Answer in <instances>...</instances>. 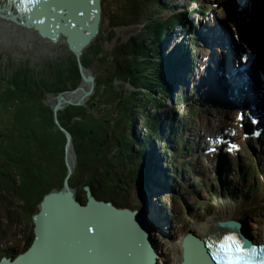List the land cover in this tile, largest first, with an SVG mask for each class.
Wrapping results in <instances>:
<instances>
[{
  "label": "rangeland",
  "instance_id": "374dc122",
  "mask_svg": "<svg viewBox=\"0 0 264 264\" xmlns=\"http://www.w3.org/2000/svg\"><path fill=\"white\" fill-rule=\"evenodd\" d=\"M202 1L208 3L201 0H162L167 5L163 7L161 2L156 3L154 0H102L100 32L83 50L81 57L83 65L95 74L97 86L86 105L68 104L61 109V122L73 135L76 149V166L69 182L76 189L78 199H86L85 187L88 185L95 195L109 197L117 205H133L142 208L145 213L148 206L147 214L151 216L160 204V213L163 212L166 218L162 215L161 220L154 214L158 221L155 227L148 215L147 218L153 229L151 235L159 253L158 261L165 264H179L183 253L181 239L188 231H196L194 228L198 220L207 222L212 218L209 224H213L223 221L229 214L242 221L243 214H246L249 232L254 237L252 231L258 229L255 227L257 218L264 219V155L259 157L258 151L254 152V148L251 151L248 143L242 142L241 149L228 154L233 166L218 170L214 166L217 158H208L204 153V146L210 143L206 136L213 135L211 131H205L202 124L207 122L211 126L223 128L234 116L215 114L214 110L209 109L208 100L190 101V94L182 88L186 79L182 81L184 75L178 73V84L174 87L172 97L169 99L159 94L166 106L153 112L159 115L160 133L148 138V149L154 151L152 156H162L161 161H153V173L155 175L157 170H163V183L160 185L165 190L153 196L156 191L154 188H157L154 187L157 182L153 173L155 183L152 193L149 191L150 180L148 183L147 179L145 182L138 180L137 183L132 178L131 173L140 168L143 160L131 157L127 146L128 132L134 134L136 139L141 134L144 138L150 135L143 123H132L138 111L134 109L131 119L129 111L135 99L131 96L136 86H139L135 73L147 67L143 62L145 59H138V55L137 58L133 57L138 48L139 33L148 23V17L180 16L183 10L198 2L205 6L204 9L212 11L211 16L194 12L185 20L186 23L190 21L194 28H198L207 24L208 20L212 22L216 15L214 12L221 8L211 6L210 0ZM217 1L223 4L225 0ZM237 8L241 9L245 18L247 13L256 16L255 8L245 11L239 6L235 10ZM178 27L168 32L166 39L169 47H166V53L174 48L176 41L190 43L187 34L177 40L174 38L188 25ZM17 37L0 36V259L3 254L9 255L11 250L16 254L32 243L35 237L34 213L39 211L46 193L61 189L64 185L68 174L65 162L67 140L55 119L51 100L59 92L74 89L82 83L78 60L65 39L57 45L51 40L46 43L28 40L25 45V40L21 41ZM192 47L198 56L196 62L201 63L202 57L194 38ZM203 47L201 42L200 50ZM175 57L178 60L177 55ZM151 64L155 65L153 61ZM146 74L144 72V77ZM120 75L127 79L118 78ZM139 90V96H144L146 101L144 89ZM189 102L193 106H189ZM173 109L178 112V124H183L177 129L181 137L180 145L174 139L175 133L171 139L168 138L170 123L166 115ZM137 117L138 121L144 118L140 115ZM74 123L75 127L72 126ZM88 129H91V133H88ZM201 130L204 132L202 140L199 138ZM165 143L170 146L168 162L162 155ZM222 148L224 152V145ZM260 151L264 153L263 148ZM172 159L176 163H172ZM94 169L96 174L92 172ZM217 173L222 174V180L215 178ZM240 174H243L245 181L241 180ZM179 175H183L182 180ZM167 177L174 179L169 181ZM109 185L113 192L104 194L106 189H110ZM224 206H228L225 211H219ZM215 214H218V219Z\"/></svg>",
  "mask_w": 264,
  "mask_h": 264
},
{
  "label": "water",
  "instance_id": "95a60500",
  "mask_svg": "<svg viewBox=\"0 0 264 264\" xmlns=\"http://www.w3.org/2000/svg\"><path fill=\"white\" fill-rule=\"evenodd\" d=\"M7 2L0 1V18L35 29L53 43L65 37L68 48L78 60L82 82L86 86L61 91L51 103L55 119L66 134L68 174L63 187L46 193L39 211L34 213L35 237L29 248L14 258L4 255L0 264H165L158 261L159 253L153 244L152 229L145 212L98 198L88 185L85 187L87 198L83 202L69 182L73 169L67 155L73 135L61 125L57 113L68 104L86 105L95 91L96 76L85 74L81 57L83 50L100 32L102 0ZM78 91L81 93L77 97H67L68 93ZM246 223L244 225L238 219L221 222L234 228L250 246L255 239ZM222 237H202L197 231H188L183 237V260L179 264H190L191 252L196 245L203 246L206 239L213 246L211 264H217L213 255L224 244Z\"/></svg>",
  "mask_w": 264,
  "mask_h": 264
},
{
  "label": "bare ground",
  "instance_id": "6f19581e",
  "mask_svg": "<svg viewBox=\"0 0 264 264\" xmlns=\"http://www.w3.org/2000/svg\"><path fill=\"white\" fill-rule=\"evenodd\" d=\"M0 1L1 2H7V0H0ZM240 1H244L245 3L248 2L247 0H233V3H236V4H234V8H232V13L233 12L234 13L236 12L235 11V7H238V6L240 8H243L244 9L242 11H245V10H249V9L254 8L253 5H250V4L241 5L240 4ZM210 2H211V4H214V5L215 4H221L217 0H210ZM227 4H231V0ZM248 6H251V7L248 8ZM230 7H231V5L229 6V8ZM219 8H221V10H218V12H216V15H214L215 16V19H213V23L216 22V23L219 24L220 27L223 28L219 32L229 33V31H230V35L232 37H231V39H228V38L223 39L221 37H218L215 33H210V35L207 34L205 36L206 39L201 40L199 42V45L202 42L203 45L205 46V47H203L201 49L202 57H203V62L201 64H204V63L210 64V65L214 66V70H225V69L227 70L228 68H230L231 65L234 66L238 61H240V60H236V59L241 54V52L243 50L249 49V47H247V45L245 43L244 36H246L248 34V31L246 29V24H253V22L252 21H246V20H243V19H239V18H237V16L235 17L230 12V10H228V12L224 13L223 12L224 9H223L222 6H219L218 9ZM236 10H238V8ZM239 11H241V10H239ZM226 19H229V21H227ZM233 19L235 21V24L233 23ZM237 23H239L240 25L237 26L236 25ZM176 27H178V25ZM201 27L204 28V29H206V28H208V24L202 25ZM1 34L5 35L6 37H9V36L10 37H13L14 35H16V36H18L17 38L19 40H21V41H24L25 40V45H26V42L28 40H32V41L39 40V41H42V42H45V43L48 42V40H50L48 38L42 37L41 34L38 31H36L35 29H29V28H26V27L21 26L19 24H16L15 22H11V21H8V20L2 19V18H0V36H1ZM31 34H33V35H31ZM249 34L251 35L252 34V31H249ZM177 36L178 35H175L174 38H177ZM64 39H65V37L61 38L57 43H53V42L52 43L54 45H57L61 41H63ZM256 40H257V42H256V48H259L260 47V43L262 41L264 43V39H261V38L257 39L256 38ZM174 49H175V47L172 48V50L170 52H168L167 54H171L172 56H174V58H176L175 56L177 54L174 51ZM205 50H206V52H205ZM203 53H204V56H203ZM176 62H178V60H176ZM200 69L202 71L212 72V71H209V70H203V68L201 66H200ZM84 72H85V74H94L92 70L88 69L85 66H84ZM178 74L179 75H182L181 72H180V70H178ZM190 76H191V80L187 77V79L185 81V86H182V88L183 89L185 88L186 91H187V93L190 94V96H189L190 101H193V100H203L201 102H207V100H209L210 98H212L211 95L209 94L210 93V88H209V86H207L208 84L206 82H203L200 85V83L193 81L195 79L196 80H199L198 74H192ZM239 83L240 82H238V84ZM241 85L246 86V88H248V89L250 88V86L247 85V84H242L241 83ZM81 86H86V83L85 82H82L81 83ZM96 86H97V84H96V79H95V88H96ZM201 86H205L203 90H202ZM80 93H81L80 91H78L76 93H68L67 97L69 99H72L74 97H77ZM237 97H239V96L237 95ZM53 102H54V97L51 100V103H53ZM192 104L193 103L189 102V106H193ZM211 110H214L215 111V109H211ZM230 112L231 111H229L228 113H230ZM234 121H235V118L230 119L228 121V125L225 126V127H223V128H217L216 126H211L210 123H207V122L204 123V124H202V126L204 127V130L205 131H211V133H212L213 136H218L222 132H224V133H228L229 132L230 133V130L228 129V126L229 125H232ZM200 129H201V127H200ZM199 134H200L199 135V138L200 139L201 138L203 139V137H204L203 130H201V132H199ZM254 139L255 140H258L260 145L262 143L261 148L264 149V136L262 135V136H259V137L254 138ZM254 139H252V140H254ZM215 143H216V141H215ZM217 154H218V151H214V158H217V160L214 163V166L217 167L218 170L219 169L228 168L229 166L230 167L233 166L232 162L229 160V156H228L227 151H225V152H222L221 151V153H219V156H217ZM67 158H68V162H69L70 166L74 170L75 169V166H76V152H75L74 143L71 145V148L68 151ZM161 159H162L161 154L159 155L158 158L157 157H153V161L154 160L155 161L156 160H158V161L160 160L161 161ZM161 172L163 173V170H161V171H158L157 170V173L154 175V173H153V167H152V170L150 171V175H149V180H150V183L149 184H151L150 185L151 187L149 186L150 193H152V191H153V187H152L153 182H154L153 181V175H154V178L156 179V182H157V183L154 182L155 183V186L154 187H157V188H154V190H156V191L153 192V194H155L153 196H156V195L160 194L161 191H164L165 190L164 186L160 185V183L162 182V177H163V175L161 177ZM152 173H153V175H152ZM179 176H180V180H182L183 175H179ZM215 177H218V178H221V179L223 178L221 173L220 174L219 173L215 174ZM149 180L148 181L146 180L147 183L149 182ZM137 183H139V182L137 181ZM141 189H142V187H141ZM117 206H119V207H128L126 205H123V206L122 205H117ZM227 207L228 206L221 207V209L219 211H223ZM130 208H132L134 210L138 209L141 212H144L142 210V208H137V207H134L133 205H130ZM147 210H148V206H146V213H145L146 215H148L147 214ZM160 210H162V209L160 207V204H158V208L155 210V213L154 214L157 215L158 219L161 218V220H162L163 219L162 217L164 216V218H166V216L163 214V212L161 214L160 213ZM154 214H152V216H151V214L149 213L148 217H149L151 223L153 222V225L155 227V223H156V226H157L158 221H157V219H156V217H155ZM227 215H228V217H226L223 221L229 220V219H239V218H236L235 216H232V215L230 216L229 214H227ZM214 216H216L217 219H218V214H215ZM211 219H208L207 222H205L203 220H198L195 223V225H197V226L194 229L197 232H199V234L202 237H209V236H214L215 237V236L223 235L225 233H230V232L236 231L229 224H227V225L220 224L223 221L218 222V223L209 224V223H211ZM239 220L241 221V219H239ZM241 222L245 225V223L243 221H241ZM255 227H257L258 229H253V231H252V233H253V235L255 237L254 239L256 241H258V239H260L261 241H264V219L257 218L256 223H255ZM155 229L158 232H160L159 229H158V227H156ZM249 229H250V227H248V231H249ZM152 231H153V229H152ZM256 232H259V233L256 234ZM181 240L182 241L180 243L182 245L183 238ZM153 244L156 247V245H155V239L154 238H153ZM212 247H213L212 246V242L209 241L208 239H206L205 244L203 246L196 245L195 248L193 249V251L191 252V261H190V264H211ZM8 257H10V256H8ZM182 260H183V257H181L179 259V263H181Z\"/></svg>",
  "mask_w": 264,
  "mask_h": 264
},
{
  "label": "trees",
  "instance_id": "16d2710c",
  "mask_svg": "<svg viewBox=\"0 0 264 264\" xmlns=\"http://www.w3.org/2000/svg\"><path fill=\"white\" fill-rule=\"evenodd\" d=\"M154 1L156 3H160L162 0H154ZM163 3L164 2H161L160 4L163 7H166L167 5H164ZM199 11L202 13H205V14H207V12H208L207 10H205L202 7L199 9ZM189 16H191V15L188 14L186 12V10L181 12L180 16L170 15L166 18H163V15L150 16V17H148L149 18L148 23L144 26L142 31L139 33L140 38H139V43L137 44L138 48L135 50V52H134L135 55L133 57H136L138 55V56H140V57H138V59L139 58L145 59L143 62L146 63L147 67L143 70H138L137 74L135 73L136 78L138 79L139 86H136L137 89L131 96V97H134L135 99H134V102L132 103L130 110H129L130 114H131L130 119L134 115L133 114L134 109L136 111H138L137 114L140 116H143L144 118L138 121V117H137L138 115L136 114V116L132 118V123H133V121H135L136 125H137V122L143 123L142 124L143 127L148 128L150 131V135H152V136H150L148 134V135H145L146 137L144 138L141 134L140 137L138 139H136V136H134V134H132L131 132H128L129 136L127 137L128 138L127 139V146H128V151L131 152V157L133 156L135 159H142L143 160L141 166H139L140 168L135 170V172L133 170V172L131 173L134 181L141 180L142 182L143 181L145 182L146 179H147V181L149 180L150 171L152 170V167H153V157L154 156H152V152H154V151L148 149L149 148V142H148L149 139L148 138L155 137L156 135H158L160 133V129H161V121L158 118L159 115L157 113L153 114V112H157V110L160 109L161 106H166V104H164L165 100L159 94L162 93L168 97V94L171 92V95H170V98H171L172 93L174 91V88L172 89L171 85L173 84V81L175 84L178 82L177 73H178V70H180V69L177 67L178 62H176L174 56H172L170 54L167 55V53H166V43H167L166 38H167L168 32L170 30L174 29L177 25L179 27L183 26L184 23L186 22L185 20L188 19ZM143 50H144V52H143ZM183 50H185V49L183 48ZM163 51H164V53H163ZM174 51L176 52L177 58L179 60L181 57V52H182L181 49L178 48L177 51L174 49ZM162 55H163V58L161 57ZM152 61L154 62L155 65L151 64ZM82 63H83V61H82ZM130 70H132V69L130 68ZM149 71H150V73H149ZM144 72L147 73L146 74L147 76H145V77H144ZM118 78H121L124 80L127 79V77L124 78V75H120ZM143 79L145 80V83L143 82ZM141 88L144 89L143 93L147 96L146 101L144 100V96H139V93H140L139 89H141ZM137 103H139V104L136 105ZM150 104H151V106H150ZM141 105H143V107L140 110ZM53 114H54V111H53ZM176 116L178 117V112H177V110H174V109L171 111V113H169V115L168 114L166 115V118L167 119L169 118L168 120L170 123L169 127H168L169 135L171 134V125H173V123H174V129L175 130L179 128V125L175 122V120L177 119ZM57 117L60 120V123L64 126V124L61 122L63 119L61 110L58 111ZM152 117L154 119H151ZM75 125H76V123H74L72 126L75 127ZM88 133H91V129H88ZM7 137L11 138L10 136H7ZM131 139H133L134 141ZM145 139H147V141H145ZM179 139H180V137H178V140ZM159 142H160V140H159ZM151 149H153V148H151ZM168 149H170V146L168 145V143H165V149L162 152V155L165 159H167V162L169 160L167 157V154L169 153ZM75 151H76V149H75ZM121 155H122V153L120 152L119 160H121ZM171 162L176 163L173 159ZM248 163L251 164L250 162H248ZM95 165H97V164H95ZM177 168H178V164H176V169ZM96 169H97V167H96ZM96 169H94L92 171L95 174H96ZM176 169L174 170V172L177 171ZM168 172H170V170ZM167 178L169 181L172 180V178H170V177H167ZM240 178L242 181H245L243 174H240ZM70 184L72 185V183H70ZM109 188H110L109 190L106 189L105 192H103V193L109 194L112 191V186L109 185ZM96 196L98 198H104L106 200H112L111 198L106 197V196H102V195H96ZM86 198H87V196H86ZM85 200H82V201L84 202ZM115 204H116V202H115ZM119 205H121V204H119ZM259 211H260V209H259ZM245 215L246 214H243L242 217L245 220H242V221H244L246 223L247 222V216H245ZM246 224H248V223H246ZM22 250H24V249H22ZM13 254L16 256L18 253L15 254L11 250V252H9V255L3 254L2 256L6 255V256L13 257L14 256Z\"/></svg>",
  "mask_w": 264,
  "mask_h": 264
},
{
  "label": "snow or ice",
  "instance_id": "6c2138e0",
  "mask_svg": "<svg viewBox=\"0 0 264 264\" xmlns=\"http://www.w3.org/2000/svg\"><path fill=\"white\" fill-rule=\"evenodd\" d=\"M234 243L233 241L229 244L220 245L217 254L213 255V259L217 261V264H252L250 260H245L240 255L242 250L239 245L233 247ZM260 264H264V260H261Z\"/></svg>",
  "mask_w": 264,
  "mask_h": 264
}]
</instances>
